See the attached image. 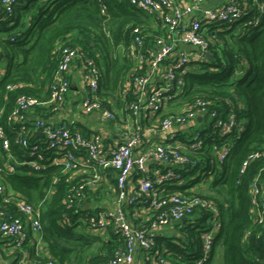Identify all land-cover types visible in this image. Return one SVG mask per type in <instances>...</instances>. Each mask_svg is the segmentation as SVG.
<instances>
[{
	"label": "trees",
	"instance_id": "1",
	"mask_svg": "<svg viewBox=\"0 0 264 264\" xmlns=\"http://www.w3.org/2000/svg\"><path fill=\"white\" fill-rule=\"evenodd\" d=\"M103 4L107 7V14L102 13ZM2 17H5L6 24L14 23L16 31L8 38L0 39V62L6 60L5 75L0 80V125L14 156L11 159L14 169L4 168L0 180L41 211L42 236L56 264H109L115 252L124 247L123 239L110 228V239L97 242L87 236V227L81 225L87 212L99 210L88 206V202L100 199L105 180L114 179L116 183V172L111 168L99 169V173L104 174L103 179L94 189L86 187L88 197L68 208L66 196L84 175L65 172L60 165L34 171L21 164L28 158L27 146L40 137L36 133L20 135V123L14 112L20 96H34L42 103L51 101V85L63 58L62 49L71 46L81 48L94 60L102 104L117 111L116 107L129 116L130 110L125 106L137 100V93L133 87L128 91L124 87L133 63L123 49L130 44L135 26H142L152 34L160 31L151 27L150 16L135 10L130 0H21L11 14L0 9ZM221 29L215 32L214 43L210 45L213 59L202 63L187 76L180 102L187 105L200 97L209 102L210 110L225 114L233 110L236 113L239 126L226 137H220L208 122L201 129L206 146L200 155L204 153L207 161L214 157L212 149L216 142L230 143L226 158L208 171L218 192L216 195L185 192L176 184L167 185L165 190L197 194L214 200L219 206L222 226L213 243L211 260L204 264H215L217 248L222 252L220 264H264V223L254 222L249 193L256 179L264 187V155L251 158L252 154L264 151V14L258 26L244 28L241 34L224 29V25ZM12 36L14 40H11ZM239 68L243 71L238 74ZM69 79L73 81L71 76ZM9 85L17 86L9 89ZM50 103L24 112L25 117L30 120L37 117L51 119L60 112L53 111L55 105ZM80 130L85 135L91 134L88 129ZM188 132L179 131L180 140L187 145L191 138ZM96 133L103 136L105 143H111L101 132ZM21 140H26L27 145ZM7 157L0 139L1 166ZM247 159L248 166L242 171ZM198 167H176V170L185 178L196 174ZM20 215L15 201H5L0 194V222ZM209 215L205 212L203 216H194L185 222H172L181 226L183 237L157 236L151 254L164 252L167 264H197L203 255L201 233ZM150 220L131 222L150 223ZM30 237L31 233L20 247L13 249L21 251ZM35 260L45 261L47 257L36 255Z\"/></svg>",
	"mask_w": 264,
	"mask_h": 264
},
{
	"label": "built area",
	"instance_id": "2",
	"mask_svg": "<svg viewBox=\"0 0 264 264\" xmlns=\"http://www.w3.org/2000/svg\"><path fill=\"white\" fill-rule=\"evenodd\" d=\"M20 1L0 0V9L6 14H11ZM209 1L130 0L135 10L150 16L151 27L160 32L152 34L145 31L142 26H135L132 29L133 38L130 44L123 49L133 63L125 78L124 87L126 91L133 87L137 93V100L125 106L130 110L132 124L120 143H105L103 136L96 132L85 135L73 122L66 120H46L42 117L27 119L24 112L43 103L34 96H20L17 99L14 116L20 123L18 126L20 135L32 136L36 133L40 137L27 146L28 158L21 161V164L34 171L46 169L49 165H60L65 172L72 171L84 175L78 184L71 187L66 196L68 208L88 197L86 187L94 189L103 179L104 174H100L99 169L104 171L111 168L116 172L118 190L116 207L87 212L81 225V227L85 225L88 232L95 235L111 228L123 239L124 247L115 252L109 264H135V254L138 251L150 256L152 264L158 262L167 264L164 252L151 254L160 227L182 221L185 217L189 219L203 216L205 212L210 213L207 216L210 226L202 230L203 255L196 263L204 264L211 260L213 243L222 226L219 206L210 198L197 194L166 192L165 187L182 182L183 174L177 171L176 167L199 166L198 172L206 176L210 168L222 162L229 153V142L221 144L216 142L212 149L214 157L207 161L204 153L200 155L206 146L201 130L193 132L189 144L182 146L179 138L180 129L199 122L198 117H201V122L209 121L212 129L220 137H226L239 126L236 113L233 110L226 114L210 110L209 102L200 97L177 111L164 110L171 103H180L183 100L186 78L209 60L206 56L211 54L210 45L214 43L215 32L222 30V25L224 29L235 30L234 34L243 33L244 28L258 26L264 14V0H225L215 6L208 4ZM102 13L107 14V7L104 4ZM14 39L12 36L11 40ZM219 44L222 47L221 41ZM62 57L51 85L50 102L55 105L52 110L55 112L64 110L72 88L70 71L78 67L82 93V98L78 102L79 113L89 115L98 112L102 124L115 122L118 117L117 111L105 107L98 94V69L94 60L81 48L71 46L63 47ZM242 71L243 68H239L237 73ZM16 86L9 85L8 88L13 89ZM142 111L148 112L152 120L156 118L158 129L167 133L165 139L148 147L145 146V137L156 127L151 122L141 121ZM190 127L193 128L194 125ZM0 139L8 156L3 166L0 165V173L4 168L12 171L14 168L11 159L14 156L9 151L10 141L2 125ZM21 143L27 145L26 140H21ZM261 154L264 155V151L252 154L251 158H257ZM200 156H203V160ZM151 158L163 164L155 176L148 172L147 160ZM248 163L249 159L244 161L242 171ZM134 171L142 177L134 193L130 195L128 181ZM249 193L254 222L264 223L262 183L257 179L253 181ZM0 194L5 201L14 200L21 213L18 217L0 222V234L7 239L10 247H20L29 238V233L42 236L41 211L20 198L17 192L10 190L9 185L1 180ZM127 202L130 205H146L151 211L152 221L133 224L127 218L124 207ZM27 223L31 232L26 228ZM31 264H56V261L48 256L45 261L32 260Z\"/></svg>",
	"mask_w": 264,
	"mask_h": 264
},
{
	"label": "crops",
	"instance_id": "3",
	"mask_svg": "<svg viewBox=\"0 0 264 264\" xmlns=\"http://www.w3.org/2000/svg\"><path fill=\"white\" fill-rule=\"evenodd\" d=\"M225 0H210L208 4H212L213 6L222 4ZM14 23H7L5 17L0 18V39H6L9 35L15 33V28L13 27ZM14 28V29H13ZM8 29V30H7ZM2 46V44H1ZM0 46V50L2 47ZM5 63L6 60H2L0 62V80L5 75ZM72 81L71 92L68 95L66 106L62 112L55 114L51 117L50 120H66L68 122H73V124L80 129H88L91 133L101 132L106 138L111 142H121L124 140V136L126 131L130 129L132 121L128 115H125L120 109L117 110L118 120L115 122H109L108 124H102L100 122V116L98 112L83 115L79 113L78 108V99L82 98L81 89L79 86L81 74L78 67H74L70 71V75ZM48 103L44 102V105ZM185 105L183 103H171L169 106L165 108V112L169 111H177L183 108ZM141 121L143 123H153L155 125V130L146 135L145 137V146L148 147L153 145L154 143L165 139L167 137V133L162 132L158 129V121L156 118L151 119L150 115L146 111H142L141 113ZM207 124L206 121L199 120L195 127L197 129H202L204 125ZM194 125V124H192ZM190 125H186L181 128L182 130H187L190 132V136L192 135V128ZM199 125V126H197ZM188 132V133H189ZM187 133V134H188ZM187 144L182 142V146H186ZM148 172L151 176H155L159 170L162 169L163 164L158 162L157 160L151 158L147 160ZM142 175L138 174L137 171H134L129 178L128 188L130 195H132L135 189L138 186V182L141 179ZM104 193L100 196L99 200H90L88 202V206L93 207L95 209L100 208H115L116 207V198H117V188L114 179H108L104 182ZM213 177L212 175L209 177H205L202 179L197 178L196 174L189 175L188 177L183 178L181 183H177L182 187L185 192L192 193H200L204 195L214 194L216 195L218 192L217 186H213ZM125 210L127 211V218L132 222H140V221H148L151 219V211L150 209L143 204L139 205H130L128 202L124 204ZM184 222V221H182ZM29 224H26V228L30 231ZM31 232V231H30ZM87 236L94 241L100 242L102 239L108 240L111 236L110 230L101 231L100 234H93L92 232H86ZM160 237H183L181 226L177 225V223H170L167 226H162L159 229ZM164 248V246H162ZM166 250V248L164 249ZM36 255L48 257L50 256L48 244L46 240L37 233H31V237L28 241V244L21 251H15L12 247H10L9 242L0 234V264H31L33 257ZM150 256H147L144 252L138 251L135 254V264H152V260ZM215 264H220L222 262V252L220 248H217L215 255Z\"/></svg>",
	"mask_w": 264,
	"mask_h": 264
},
{
	"label": "rangeland",
	"instance_id": "4",
	"mask_svg": "<svg viewBox=\"0 0 264 264\" xmlns=\"http://www.w3.org/2000/svg\"><path fill=\"white\" fill-rule=\"evenodd\" d=\"M243 23H244V21H243ZM243 26H244V25H243ZM78 111H79V108H78ZM207 122L209 123V121H206V123H207ZM197 123H198V122H197ZM197 123H195V124H197ZM195 124H194V127L192 128V133L195 132L196 130H201V129H197V128L195 127ZM197 126H199V125H197ZM206 126H207V124L204 125V127H206ZM204 127H203V128H204ZM203 128H202V129H203ZM196 176H197V178L202 179V178H205V177H208V176L210 177L211 175H206V176H204V175H201V172H198V171H197V172H196ZM209 226H210V224H209V222H207L205 228H207V227H209Z\"/></svg>",
	"mask_w": 264,
	"mask_h": 264
},
{
	"label": "water",
	"instance_id": "5",
	"mask_svg": "<svg viewBox=\"0 0 264 264\" xmlns=\"http://www.w3.org/2000/svg\"><path fill=\"white\" fill-rule=\"evenodd\" d=\"M206 57H207L208 59H213V56H212L211 54H208ZM199 120H201V117H198V121H199ZM187 220H188L187 217H185V218L182 219V221H184V222L187 221Z\"/></svg>",
	"mask_w": 264,
	"mask_h": 264
}]
</instances>
